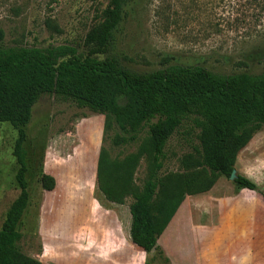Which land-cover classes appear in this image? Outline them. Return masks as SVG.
<instances>
[{"label":"rangeland","instance_id":"1","mask_svg":"<svg viewBox=\"0 0 264 264\" xmlns=\"http://www.w3.org/2000/svg\"><path fill=\"white\" fill-rule=\"evenodd\" d=\"M108 6L109 0H0L3 45L43 49L72 45L86 53V35L103 20ZM109 56L137 73H151L180 63L202 66L221 75H257L264 71V11L256 0H130ZM104 122L88 110L50 95L43 96L33 109L25 145L31 204L23 221L20 246L41 264H119L107 262L110 249L104 233L108 225L117 223L111 218L113 212L123 223L131 216L133 199H127L124 206L104 200L102 203L97 180L92 187L90 177L93 178L96 151L102 146L112 159L123 160L136 153L149 134L146 129L136 143L115 146L117 132L113 129L104 136ZM199 133L191 121L179 128L166 148L161 176L185 172L182 161L200 149ZM16 139L12 126L0 125V229L21 192L16 182ZM50 145L64 163L54 156L49 161ZM81 148L89 154L90 167L78 162ZM46 170L61 178L54 193L42 187L41 177ZM236 171L258 186L259 192L252 196L260 197L264 203V127L238 154ZM147 179L148 161L143 158L134 176L135 185L142 189ZM83 182H87L84 188ZM233 184L222 178L209 194L186 199L184 211L189 216L185 221L197 228L193 231L197 241H204L208 234L205 229L209 231L211 224H216L218 215L211 213L208 205L218 203L219 198L231 200L236 193ZM227 200L220 203L221 219L232 210V201ZM245 221L241 236L251 248L240 252L249 255L239 260V249L228 247L217 253L225 264H264V216L258 224ZM86 230L90 242L80 241V233ZM113 250L111 256L124 263L125 253ZM232 252L237 254L230 257Z\"/></svg>","mask_w":264,"mask_h":264},{"label":"trees","instance_id":"2","mask_svg":"<svg viewBox=\"0 0 264 264\" xmlns=\"http://www.w3.org/2000/svg\"><path fill=\"white\" fill-rule=\"evenodd\" d=\"M129 1L109 0L103 20L86 35V53L72 45L5 47L0 28V125L9 124L17 132L14 156L21 190L0 229V264H41L26 255L20 243L31 204L26 128L43 96L104 116V136L115 129V146L136 143L148 130L138 151L123 160L112 159L102 146L96 175L98 189L109 203L124 206L133 199L132 242L147 253L156 249L186 196L209 192L221 177L230 179L238 154L264 127V71L221 75L202 66L175 63L137 73L109 56ZM256 1L264 11V0ZM189 121L200 130V149L183 159V174L161 176L171 138ZM143 158L148 161V179L140 189L134 176ZM41 184L48 192L56 188L55 179L47 174ZM234 185L259 192L241 175Z\"/></svg>","mask_w":264,"mask_h":264},{"label":"crops","instance_id":"3","mask_svg":"<svg viewBox=\"0 0 264 264\" xmlns=\"http://www.w3.org/2000/svg\"><path fill=\"white\" fill-rule=\"evenodd\" d=\"M97 118L99 120L105 121V117L102 115H97ZM99 153L100 149L96 151V163L93 167L94 170L92 173L93 178L91 179L90 177V185L92 187L96 185ZM47 154L50 158L49 161H51V156H54L57 158L55 160H60V162L63 163L65 162L64 158L55 154L52 145H50ZM77 157H79L77 159L81 165H83L84 167L89 165L90 167V161L88 160L89 154L85 151V148H81L80 150H78ZM47 163L48 159L46 164ZM44 173L49 175L48 170H46ZM50 176L53 177L56 181V188L51 191V193H54L58 191L57 189L61 184V178L59 175L51 173ZM222 178L229 179L227 177H221L211 190H213L218 185L219 181ZM86 183L83 182V188L85 187V185H87ZM234 187L236 193L231 200L219 198L216 199L218 203H210L208 205V210L211 213H217L218 217L214 221L216 224H211L213 227L209 228V231L208 228L205 229V232L207 231L208 234L204 236V241H197V239L194 238L193 231L195 230L196 232L197 228L185 221V217L188 215V213L184 211V208L186 206V199L195 197L186 196L185 201L179 208L169 227L158 240L156 249L150 253L145 252L144 250L133 244L131 237V216H128V218L124 220L125 223H123L118 213L116 211L113 212L111 218L113 221L116 220L117 223L108 225L104 233L105 243L107 245V248L110 249L108 255L109 260H107V262L113 260V263H122L120 261H116L113 256H111V251H115L113 249H116L117 252L125 253L123 261L124 263L122 264H225L221 259L217 257V253L223 252V250L228 247L231 249H239L238 252L241 256L239 260H243V258L248 256L249 254L240 252V250H248L249 248H251V245L248 244L249 241L242 239L241 236L243 225L246 223L245 219L258 224L260 221V217L264 216V203L260 201V197L252 196L255 192L249 190H239L235 185ZM209 192L196 196L207 195L209 194ZM99 193L102 203L104 200L106 203L112 204L103 197L100 191ZM225 200L232 201V210H230V213L229 215H227V217L221 219L222 212L220 209V203H223V201ZM210 212L207 211V213ZM102 214L106 215V212L104 211L102 212ZM89 234L90 233L88 230L80 233V241L90 242L88 239ZM197 248L198 251H195V249ZM236 254L237 252H232V256L230 255V257H233Z\"/></svg>","mask_w":264,"mask_h":264},{"label":"water","instance_id":"4","mask_svg":"<svg viewBox=\"0 0 264 264\" xmlns=\"http://www.w3.org/2000/svg\"><path fill=\"white\" fill-rule=\"evenodd\" d=\"M238 173H237V171L236 170H233V172H232V174H231V176H230V181L231 182H234V181H236L237 180V178H238Z\"/></svg>","mask_w":264,"mask_h":264}]
</instances>
